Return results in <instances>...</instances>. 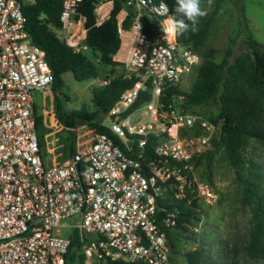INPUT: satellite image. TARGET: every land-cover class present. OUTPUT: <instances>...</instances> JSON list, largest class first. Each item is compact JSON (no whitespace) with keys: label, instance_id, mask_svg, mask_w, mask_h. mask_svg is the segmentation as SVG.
I'll use <instances>...</instances> for the list:
<instances>
[{"label":"built area","instance_id":"obj_1","mask_svg":"<svg viewBox=\"0 0 264 264\" xmlns=\"http://www.w3.org/2000/svg\"><path fill=\"white\" fill-rule=\"evenodd\" d=\"M86 1L95 26L114 7L113 0H61L60 27L54 29L73 52L87 50V18L80 12ZM161 3L167 5L125 0L116 13L119 45L112 61L130 86L104 113L109 121L100 124L107 132L91 128L86 146L48 164L33 93L47 90L51 69L45 51L29 39L21 0H0V264H64L72 237L80 264H168L166 230L176 214L158 206L166 185L175 198L188 190L207 203L215 200L192 158L211 149L221 128L184 106L181 82L200 56L163 31ZM75 215L72 226L60 223ZM65 227L71 234L61 236Z\"/></svg>","mask_w":264,"mask_h":264},{"label":"trees","instance_id":"obj_2","mask_svg":"<svg viewBox=\"0 0 264 264\" xmlns=\"http://www.w3.org/2000/svg\"><path fill=\"white\" fill-rule=\"evenodd\" d=\"M113 1L114 7L110 17L99 26L94 25L91 1L84 3L80 12L87 18L88 31L84 40L87 50L73 52L52 30L60 27L61 0H21L29 39L45 51L46 61L51 69L50 85L55 100L56 116L59 119L62 117L59 91L63 85L61 78L63 73L71 72L77 81L96 77L98 70L91 54L103 65L113 68L116 65L112 61V54L119 45L116 13L124 6L125 0ZM152 1H164L170 12L175 2V0ZM222 1L213 0V12L220 9ZM144 20L149 23L147 16ZM130 23L131 18L128 16L124 26L129 27ZM211 23V15L202 17L197 25V31H189L177 37L181 44L191 47L201 56L200 63L194 68V81L184 92V106L189 112L202 115L221 128L219 138L211 140V149L194 156L192 163L195 169L201 163L204 165L199 178L211 184L212 158L219 149L224 151L241 190V202L250 208L252 228L242 254L238 253V247L229 249V256L223 259L222 264H252L251 260L264 259V176L245 152L252 140L264 144V43L254 38L248 29L246 18L243 17L241 24L244 27V42L240 53L231 58L232 49L227 47L223 58L215 61L213 58L215 50L206 43ZM146 30L148 31L147 28ZM129 86L130 82L120 77L110 79L93 91L92 101L96 107L94 112L77 111L73 112V115L80 119L79 124L107 132L100 122L95 121V115L100 111L107 113ZM207 105H213L215 109L206 114L197 110ZM35 115L38 140L43 153V133L50 126L47 121L45 122V116H42L41 121L36 109ZM154 143V138H151L148 144L150 152ZM72 149L74 151L75 146ZM171 190L167 184L163 196L158 198V206L163 208L164 212L172 211L176 214L175 225L166 230L170 250H173L175 247L173 239L197 224L200 213L199 198L195 193L187 190L185 197L175 198L171 195ZM78 250V242L72 237L64 264H71L68 257L72 260L77 256L82 261L83 256L77 253ZM184 256L188 264L204 263L202 248L186 251ZM102 264L142 263L115 260Z\"/></svg>","mask_w":264,"mask_h":264},{"label":"rangeland","instance_id":"obj_3","mask_svg":"<svg viewBox=\"0 0 264 264\" xmlns=\"http://www.w3.org/2000/svg\"><path fill=\"white\" fill-rule=\"evenodd\" d=\"M203 3L206 6V0H203ZM213 10V6H211L207 14V16H212V23L206 43L215 50L213 54L215 61H220L223 58L227 47L232 49L231 58L240 53L244 42V27L241 24L243 17L246 18L248 29L254 38L264 43V0H223L220 9L217 12H213ZM52 30L59 38L56 30L54 28ZM91 57L98 70L96 77L77 81L71 72H65L61 76L63 81L59 91L62 102L61 119L56 116L54 97V106L50 108L51 95L49 92L45 96L38 90L33 93L37 106L36 112L41 121L42 116H45V122L47 121L49 126H52L53 115L59 124L72 128L74 134L68 132L64 140L70 138L71 141L73 139L71 142H74L75 147L79 145L80 148L86 146L84 143L91 134V128L86 124H79L80 119L74 116L73 112H94L96 107L92 101L93 91L102 85V80L115 78L120 73L117 65L114 68L103 65L94 55L91 54ZM200 61L201 56L199 63ZM194 68L183 77L181 82V85L187 90L194 81ZM47 90H51V85L48 86ZM44 97H46L47 103L42 104ZM214 109L215 106L213 105L197 108L199 112L205 114ZM47 131L43 135L48 134ZM245 154L249 159H252L264 176V144L250 141ZM203 167L202 163L196 167L195 171L198 177L203 172ZM211 171L212 183L210 185L215 191L216 198L211 203L199 199L200 220L191 226L186 233L173 239L175 247L170 250L168 264H188L184 253L198 248H202L204 252L203 264H222L223 259L229 256V249L238 247V253L242 254L244 246L249 240L252 228L251 211L248 206L241 202V190L235 180L234 170L228 164L222 149L215 152L211 162ZM78 220V216L75 215L61 219L60 223L65 226H72ZM59 233L61 236H68L71 234V230L65 227L61 228ZM77 253L80 254V251L78 250ZM68 261L71 264H80L81 262L77 256L72 260L68 257ZM251 263L264 264V259L251 260Z\"/></svg>","mask_w":264,"mask_h":264},{"label":"clouds","instance_id":"obj_4","mask_svg":"<svg viewBox=\"0 0 264 264\" xmlns=\"http://www.w3.org/2000/svg\"><path fill=\"white\" fill-rule=\"evenodd\" d=\"M212 5L213 0H206V6L203 0H175L172 12L169 14L168 6L161 3L158 14L166 17L162 21L163 31L174 38L189 31H197L200 18L207 16Z\"/></svg>","mask_w":264,"mask_h":264},{"label":"crops","instance_id":"obj_5","mask_svg":"<svg viewBox=\"0 0 264 264\" xmlns=\"http://www.w3.org/2000/svg\"><path fill=\"white\" fill-rule=\"evenodd\" d=\"M41 92L44 96L47 95L46 94L47 92L50 93L51 96H50L49 105H50V108H53L54 95H53L52 90L50 91L47 90L45 92L41 91ZM46 100H47L46 97H44L42 104L45 102L47 103ZM36 108L37 106H36V100H35V109ZM52 118H53V125L47 128V130L49 129L50 130L49 131L46 130L48 134L46 135L44 134L42 138L43 155H44V159L46 160L48 164H51L55 161H61V160L67 159L75 151V150L73 151L72 149L73 146H75L74 142H71L73 141V139H71V141H70V138L69 140H66V141L64 140L67 133L69 132L70 134L71 133L74 134V130L72 128H67L63 126V124H59L58 121L54 119L53 115H52Z\"/></svg>","mask_w":264,"mask_h":264},{"label":"water","instance_id":"obj_6","mask_svg":"<svg viewBox=\"0 0 264 264\" xmlns=\"http://www.w3.org/2000/svg\"><path fill=\"white\" fill-rule=\"evenodd\" d=\"M104 115H105L104 112H102V111L98 112V113L95 115V118H94L95 121H97V122L109 121V119L106 118Z\"/></svg>","mask_w":264,"mask_h":264}]
</instances>
